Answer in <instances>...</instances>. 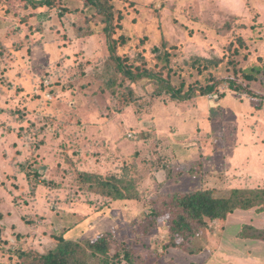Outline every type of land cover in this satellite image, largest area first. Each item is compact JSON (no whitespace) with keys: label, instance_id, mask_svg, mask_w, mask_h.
Returning <instances> with one entry per match:
<instances>
[{"label":"rangeland","instance_id":"rangeland-1","mask_svg":"<svg viewBox=\"0 0 264 264\" xmlns=\"http://www.w3.org/2000/svg\"><path fill=\"white\" fill-rule=\"evenodd\" d=\"M0 1V264H17L21 249L46 252L65 230L79 240L107 229L138 262L166 264L165 223L149 231L143 217L155 193L264 187V100L226 81L183 103L156 95L146 78L108 88L114 63L105 24L85 0L38 8ZM111 2L116 53L175 87L203 86L212 74L224 80L264 61V0ZM165 50L169 70L158 58ZM250 87L264 93V77ZM124 90L132 100L117 111ZM131 164L138 199H103L76 182L81 170L107 175ZM161 166L184 175L163 179ZM244 223L264 227V211L236 209L212 225L201 259L190 261L264 264V240L236 237ZM180 253L170 254L173 262L189 264Z\"/></svg>","mask_w":264,"mask_h":264},{"label":"trees","instance_id":"trees-1","mask_svg":"<svg viewBox=\"0 0 264 264\" xmlns=\"http://www.w3.org/2000/svg\"><path fill=\"white\" fill-rule=\"evenodd\" d=\"M23 1L25 2L24 7L38 8L50 7L62 0ZM85 1L86 5L93 8L102 17L105 24L103 30L107 38V48L114 63L112 69L107 70L105 85L108 88L115 85L123 86L124 80L136 82L146 78L153 83L156 95L159 96L165 92L171 100L183 103L197 96L215 93L221 82L226 81L230 90L258 96L264 100V93L255 92L250 87V82L258 77H264V61H262V64L259 63L260 65L256 64L246 68L247 70H241L236 75H227L223 78L224 80H221L222 78L217 77L216 74H212L205 85L192 84L186 88L183 83L175 87L167 78L157 72H152L150 69L140 71L136 66V71H134L132 64L128 63L130 58L116 53L117 42L112 35L115 11L111 0ZM63 9L69 11L68 8L64 7ZM120 40L123 43L124 39ZM158 58L162 67L168 66L169 58L166 50L160 53ZM204 62L212 67L218 64V61L208 62L206 59ZM167 70H169L168 67ZM118 78L123 80L117 82ZM132 94V90L117 93V97L121 98L117 111L122 110L131 102L130 95ZM0 112H2V108H0ZM165 165L167 169H170L168 164ZM134 169L135 165L131 164L123 166L119 173L110 172L107 175L81 170L76 176V182L85 191L97 194L103 199H138L140 197V181L136 177ZM167 169L161 166L157 173H166L163 179L170 177L179 179L184 175V172L182 173L180 170L175 171L176 169H174L168 172ZM183 169L185 168L183 167ZM176 175L179 176L175 177ZM157 193L151 199L149 211L143 216L147 220L146 226L150 231L157 226L159 221H163L166 232L165 239L160 244L161 248L163 250L174 248L190 255L198 254L203 250L204 246L201 241L212 231L211 222L221 223L236 209L264 211V187L234 186L221 195L216 193L214 187L209 186H201L185 191L168 190ZM65 231L55 236V246L46 252L27 249L18 250L17 264H143L136 260L131 248L125 247L121 242L118 243L114 229H107L95 236L79 240L65 238L63 236ZM236 237L264 240V227L244 223L236 233ZM166 264L176 263L169 259ZM189 264L197 263L190 262Z\"/></svg>","mask_w":264,"mask_h":264},{"label":"crops","instance_id":"crops-1","mask_svg":"<svg viewBox=\"0 0 264 264\" xmlns=\"http://www.w3.org/2000/svg\"><path fill=\"white\" fill-rule=\"evenodd\" d=\"M262 108H264V104H263V106H262ZM264 140V139H263ZM255 155V156H254ZM254 155L252 156V159H255V158H257V155H258V151H257V153H254ZM254 162H255V160H254ZM248 170H252V165L248 168ZM215 224V226L216 225H219L216 221H213V222H211V226L212 225H214ZM250 224V223H249ZM212 227H214V226H212ZM209 234V233H208ZM210 241V240H209ZM208 241V242H209ZM208 242L207 243H204L203 244V246H207V244H208ZM162 250V249H161ZM162 251H164V250H162ZM161 251V252H162ZM168 251H169V254H167V256H168V259L167 260H169V259H171V257L172 256H170V254H172L173 253V251H174V253L176 252V251H179V252H181L180 253V255H184V258H187V256H188V263H190V262H194V263H196L195 261H199L200 259H201V257L202 256H199V253L198 254H195V255H190V254H186V253H184V252H182V251H180V250H178V249H174V248H172V249H168ZM160 252V251H159ZM170 256V257H169ZM192 257V260L195 258V261H190V258ZM197 264H200V263H197Z\"/></svg>","mask_w":264,"mask_h":264}]
</instances>
